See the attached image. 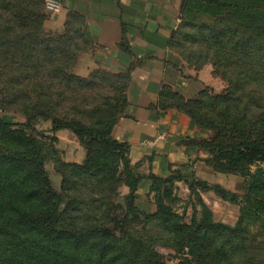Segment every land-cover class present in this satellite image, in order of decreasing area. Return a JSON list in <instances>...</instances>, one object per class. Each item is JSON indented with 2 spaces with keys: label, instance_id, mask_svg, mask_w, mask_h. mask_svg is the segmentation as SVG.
Segmentation results:
<instances>
[{
  "label": "rangeland",
  "instance_id": "rangeland-1",
  "mask_svg": "<svg viewBox=\"0 0 264 264\" xmlns=\"http://www.w3.org/2000/svg\"><path fill=\"white\" fill-rule=\"evenodd\" d=\"M46 1L38 6L42 17H30L26 29L7 35L5 3L0 0V119L20 125L38 141L50 184L65 202L59 222L104 225L120 239L145 242L172 263L178 237L167 231L170 224L163 222L162 206L181 224L196 228V238L208 237L212 253L225 261L221 264H264V161L259 153L242 146L264 142V32L259 25L264 0H219V10L196 0L184 13V21L182 8L187 0H182L180 22L170 37V49L186 70L200 73V91L194 98L159 99L154 106L161 112H179L180 125L189 130L178 147L190 153V162L210 166L213 175L209 177L197 176L194 162L156 161L155 153L136 159L128 144V168L115 161L110 167L115 171L100 173L86 165L87 146L71 131L52 132L66 122L99 125L105 100L114 90L100 79L90 88L65 90L67 83L57 78L56 71L71 67L72 60L85 51L82 43L66 53L67 59L61 53L51 56L46 44L30 50L36 37L61 36L46 29L53 21ZM37 24H42L41 29ZM203 26L229 34L217 53L200 47L198 28ZM187 34H194V44L184 41ZM17 38L26 41L17 44ZM163 91L179 94L169 87ZM236 146H242L239 149L246 157L241 163L228 164ZM77 206L100 210L77 215L73 213ZM190 253L186 250L185 257L190 258Z\"/></svg>",
  "mask_w": 264,
  "mask_h": 264
},
{
  "label": "trees",
  "instance_id": "trees-1",
  "mask_svg": "<svg viewBox=\"0 0 264 264\" xmlns=\"http://www.w3.org/2000/svg\"><path fill=\"white\" fill-rule=\"evenodd\" d=\"M3 1L7 35L26 29L30 17L34 20L43 16L41 7H38L42 0ZM195 1L185 2L186 5L184 4L182 8L183 21L184 13L186 14L189 8L193 7ZM201 3H208L213 9L216 6V10H219V0H201ZM41 25L37 24V27L41 29ZM259 25L264 32V15L259 16ZM198 29L199 45L202 48L206 47V51L210 49L217 53L222 44L229 41L227 32H213L204 26ZM194 38V34H187L184 41L194 44ZM17 39V44L26 41L23 38ZM78 40L79 37L74 34L59 37L48 35L47 39L43 37L32 39L29 46L31 50L46 44V50L51 51V56L61 53L63 58L67 59L69 51L78 47ZM67 52L69 53L66 54ZM75 62V59L72 60L71 67L66 71L55 70L57 78L67 83L66 91L90 88L100 79L110 83L114 94L105 100L107 103L104 104L105 109L102 112L104 119L99 125L90 127L81 122H66L56 125L52 132L71 131L87 146L86 165L93 166L100 173L103 170L115 171L116 168H110L115 161L124 163L128 168V145L114 139L112 134L120 116L126 115L128 105L126 88L129 77L118 75L111 79L99 73L93 80L83 81L72 74ZM169 97L183 99L181 95L170 91H163L159 99ZM0 143L15 148L9 150L0 146V264H221L225 262L217 254L212 253L214 247L208 237L196 238V228L181 224L180 219L162 206L160 213L163 222L166 226L170 224L166 228L167 231L178 237L174 246L177 256L173 257L172 263H168L160 253L148 248L145 242L132 237L120 239L110 230L105 229L104 225L59 222L58 217L65 207V202L50 184L44 170L38 141L21 129L20 125L8 124L0 119ZM242 146L253 154L259 153V158L264 161V142H251ZM242 146L233 147L227 159L228 164H238L244 160L246 154L239 149ZM111 157L114 159L110 160ZM104 160L110 161L104 162ZM85 170L89 172L91 169ZM153 181L157 182L156 179ZM262 184L264 188V181ZM89 209L94 211V214L100 210L98 207L77 206L73 213L82 215L88 213ZM69 210L70 207L65 213ZM165 216L169 218L166 219ZM200 248L208 252L202 254ZM186 250L191 252L190 258L185 257Z\"/></svg>",
  "mask_w": 264,
  "mask_h": 264
},
{
  "label": "crops",
  "instance_id": "crops-1",
  "mask_svg": "<svg viewBox=\"0 0 264 264\" xmlns=\"http://www.w3.org/2000/svg\"><path fill=\"white\" fill-rule=\"evenodd\" d=\"M56 1L62 9L49 11L53 21L47 23V31L74 34L84 45L72 74L83 81L99 73L111 79L129 77L126 115L115 127L114 139L131 146L136 159L155 153L156 161L194 162L197 176H212L210 166L190 162V153L179 149L177 142L189 130L180 125L179 112H161L154 106L165 87L185 98H194L200 91V73L186 70L169 46L180 22L182 0Z\"/></svg>",
  "mask_w": 264,
  "mask_h": 264
},
{
  "label": "built area",
  "instance_id": "built-area-1",
  "mask_svg": "<svg viewBox=\"0 0 264 264\" xmlns=\"http://www.w3.org/2000/svg\"><path fill=\"white\" fill-rule=\"evenodd\" d=\"M45 7L48 11L53 13H59L62 9L61 4L56 0H47Z\"/></svg>",
  "mask_w": 264,
  "mask_h": 264
}]
</instances>
